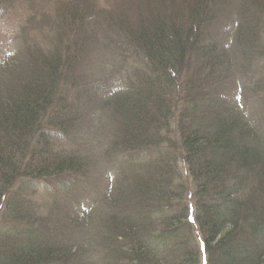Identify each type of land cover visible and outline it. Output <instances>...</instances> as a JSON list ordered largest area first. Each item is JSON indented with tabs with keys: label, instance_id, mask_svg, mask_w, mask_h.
<instances>
[{
	"label": "trees",
	"instance_id": "1",
	"mask_svg": "<svg viewBox=\"0 0 264 264\" xmlns=\"http://www.w3.org/2000/svg\"><path fill=\"white\" fill-rule=\"evenodd\" d=\"M23 1L0 51V264H264V0L226 24L222 0ZM95 44L131 63L95 80Z\"/></svg>",
	"mask_w": 264,
	"mask_h": 264
},
{
	"label": "rangeland",
	"instance_id": "2",
	"mask_svg": "<svg viewBox=\"0 0 264 264\" xmlns=\"http://www.w3.org/2000/svg\"><path fill=\"white\" fill-rule=\"evenodd\" d=\"M57 0H35L34 3H32V6H34V9H38L39 13L44 14L47 12H51V14L53 13V6H55ZM58 1H62V0H58ZM67 1V0H66ZM91 2H93L94 6L98 7V10L100 11V13H107L108 15L111 14L112 11H119L122 6L119 5V3L115 0H89ZM33 2V1H32ZM25 2L23 0H18L16 5L14 6V9H7L6 7H0V51H4L5 48L7 47L8 41H10L13 37V31H15V29H18L22 26H24V20L27 19L29 17V15L25 12L24 6ZM222 4L223 7L226 9V13L225 14V18H223L220 22L225 23L227 22V19L229 17V11L233 10L234 5H235V1L234 0H222ZM25 12V13H23ZM98 15V14H97ZM110 36V35H109ZM108 36V37H109ZM103 46H107V43H105L106 41L102 40ZM107 49H105L104 47H100L99 44H95L93 45L91 48H88L85 56H84V68L83 69H87L90 70L89 74L93 75V74H97V77L95 78V80H98V78L100 77L99 74H101L102 68H108L109 65H114V67H119L123 64V62L126 61V64H130V59L127 58V54L124 52L123 53H119L118 57L116 58V63H113L112 60L107 58ZM14 56V54L12 55V57ZM87 76V75H86ZM89 76V75H88ZM90 77V76H89ZM87 81L89 82H93V80L88 79ZM105 81V80H104ZM92 85H95V83H93ZM81 138H85L84 136H82ZM77 140V139H76ZM59 142V144H62V147H65V145L67 147L71 146L72 143L67 141V138H65L64 136L62 138L60 137H55V141L54 142ZM89 142H91V138L89 137ZM80 146V142L79 140L74 141V145H72L71 147H75L78 148ZM90 183H93L94 181L92 180V176L90 178ZM94 185V184H93ZM89 186V192H91V186ZM78 190L80 192H83V189L78 188ZM83 197L80 198V200H82ZM193 227V226H192Z\"/></svg>",
	"mask_w": 264,
	"mask_h": 264
}]
</instances>
